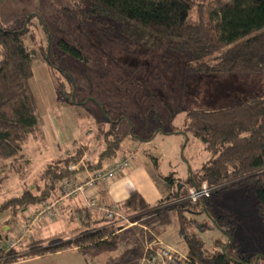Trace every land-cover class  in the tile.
Wrapping results in <instances>:
<instances>
[{"label": "rangeland", "instance_id": "1", "mask_svg": "<svg viewBox=\"0 0 264 264\" xmlns=\"http://www.w3.org/2000/svg\"><path fill=\"white\" fill-rule=\"evenodd\" d=\"M204 2L198 0L200 5ZM89 3V0H0V25L3 29L15 31L29 26L36 35L37 46L27 43L34 52L36 63L46 62L45 51L54 55L52 60H55V55H61L59 52H65L58 62L64 73L56 70L58 78L65 83L67 94H70L68 97L62 95V102L56 106L58 96L54 97V84L48 80L46 85L38 82L31 86L35 76L31 78L42 135L37 139L30 137L25 143L24 152L28 158L32 157L28 174L25 177L10 174L0 189V201L21 193L25 184H33L49 163L47 159L51 156L48 154L59 153L64 142L82 143L90 138L89 152L96 155L103 142H97L92 131L96 132L99 126L109 127L101 106L113 119L123 118L116 132H134L140 139L127 137L128 144L123 147L126 150L131 144L138 149L136 164L147 166L156 184H167L171 181L169 177H173L177 188L190 170L202 167L212 158L200 138L183 131L186 114L193 110L213 111L264 100V73L249 76L217 72L179 50L155 48L145 36L122 31L120 22L87 14ZM188 19L192 24L200 22L197 6L190 9ZM60 40L72 43L79 51L65 49ZM41 73L47 76V69L42 68ZM52 100L55 104L52 103L51 108L49 103ZM44 110L47 113L56 111V115L52 112L49 116L43 114ZM146 138L150 142L148 146L142 144ZM213 191L210 212L222 227L215 225L204 212L197 219L209 227L193 229L203 240L206 251L214 252V241L218 238L226 241L229 238L226 229H232L231 238L235 244L249 255L264 257V218L257 211L252 186L241 183L222 188L212 195ZM138 215L131 217L137 219ZM1 218L4 216L0 217L2 221ZM16 219L18 234H21V226H28L31 221H27L24 214H19ZM41 219L30 227L31 232L23 243L11 249L8 243L6 249L20 251L27 247L31 235L37 233L35 229L44 221ZM60 221L59 218L52 223ZM60 223L64 225V220ZM178 223L177 212L172 211L169 227L174 230L179 245L184 240L178 231ZM128 240L124 233L115 239L113 246L92 245L103 247L104 257L102 261H96L89 250V258L93 264L119 261L129 248ZM112 247L115 248L110 249ZM177 248L180 249L179 246ZM181 249L186 250L184 244ZM128 259V264L135 261L134 256L125 258Z\"/></svg>", "mask_w": 264, "mask_h": 264}, {"label": "trees", "instance_id": "2", "mask_svg": "<svg viewBox=\"0 0 264 264\" xmlns=\"http://www.w3.org/2000/svg\"><path fill=\"white\" fill-rule=\"evenodd\" d=\"M89 1L87 14L118 21L122 31L129 35L145 36L155 48L179 50L217 72L249 76L264 73V0H205L203 5L198 4V0ZM194 6H197L200 16L197 24L190 23L188 19L189 11ZM28 42L38 45L37 37L29 26L8 31L0 25V189L10 174L21 177L28 174L29 158L24 152V145L30 137L37 139L42 135L41 117L30 86L34 52L29 49ZM60 42L65 49L79 51L72 43ZM59 53L62 56L65 54ZM43 54L57 91V106L62 102V95H70L57 75V70H61L58 65L61 55H55V60H52L54 55L47 51ZM101 108L109 127L99 126L96 132L92 131L93 138L103 142L98 153L92 155L89 152L91 139L87 138L71 154L52 159L33 184H25L21 193L0 201V213L8 212L13 216L9 222L16 224L17 216L24 210L39 206L42 200L54 199L58 183L73 174L68 169L70 163L78 162L84 154L90 153L88 168L98 169L104 162L126 151L123 148L125 138L138 139L134 132H116L123 118L113 119L103 106ZM183 131L200 138L212 158L202 167L189 171L179 194L185 196L191 187L203 183L216 187L212 195L222 188L245 183L252 186L257 211L264 218V100L213 111H189L185 116ZM143 141H148V138ZM132 148L123 155L130 153ZM169 178L173 184V177ZM178 196L174 192L155 204H149L134 190L128 198L111 207L127 215L154 212L162 223H168L170 213L176 211L180 234L194 264H264V257L260 256L256 261L255 255H249L234 242L229 243L232 229H226L229 237L226 241L216 239L215 251L207 252L203 240L193 229L209 227L203 226L204 221L197 219L204 212L214 220L215 225L222 227L210 212L212 197L191 203L187 200L178 202ZM104 220L107 221L101 218L99 222ZM124 226L109 224L77 235L73 230V237L67 240L64 234H58L31 243L30 246L36 248L25 253L7 250L0 228V264H14L33 256L74 247H110L115 244V232ZM54 238L60 239V242L40 247Z\"/></svg>", "mask_w": 264, "mask_h": 264}, {"label": "crops", "instance_id": "3", "mask_svg": "<svg viewBox=\"0 0 264 264\" xmlns=\"http://www.w3.org/2000/svg\"><path fill=\"white\" fill-rule=\"evenodd\" d=\"M42 68L47 69V76H49L48 79L46 75L44 76L41 73ZM34 76L35 78L31 81V86L33 83H38V82L45 83L46 85L47 83H49V81H51L53 84V80L50 75L48 66L46 62L44 61H38L37 63L34 61L33 77ZM55 96H57V91H55L54 97ZM54 102L55 101L52 100L49 104H52ZM54 104H52L51 108L53 107ZM50 112L52 111L49 110L47 113V111L44 110L43 114L47 113V115L49 116L51 114ZM52 113L53 115H56L54 114L56 112L53 111ZM54 133L56 136L57 134L55 131ZM125 141H124V146L125 144H128L127 140ZM73 142H64L63 145L61 146V149H60L61 151L59 153H56L54 155L53 153L55 152L48 154V156H51L50 159H47L49 160L48 162H50L54 158L68 154V151L70 150V144ZM142 144L144 146H148L150 142L143 141ZM129 148H132L131 144L128 145V147L126 148V152L127 150H129ZM137 154L138 152H136L132 160L131 166L128 169L123 171L112 182L106 183V184L105 183L99 184L94 189V191L90 193V195L96 198L100 204H103L109 207L128 198L130 193L134 190L140 193L149 204H155L159 200L170 196L174 192H177V195H179L180 188L185 186L183 181H181L178 184L177 188H175L174 184H171L170 182L167 184L164 183L163 185H159L158 182L157 184L154 183L153 174L151 170H149L147 166L143 167L142 164H136ZM121 155H123V153L119 154V156ZM29 159L32 160V157ZM84 176H85L84 173L76 174L77 178H84ZM37 209H38V206L32 207L29 210H24L22 214H24L25 217L27 216V221H29L35 215V212ZM3 216L4 218H1L2 221L0 220V228L2 229L5 240L7 241L5 243V246H7L8 242L12 240L16 234L20 233L19 232L20 230H17L16 224L9 222L11 220L10 213L3 212L0 214V217H3ZM138 216L139 217L137 219L136 218L133 219L134 220L133 222L135 224L133 223L132 225L124 226L115 232L116 238L121 234H124V233L127 234L129 238V240L127 241V245H129V248L125 250V252L123 253V256L121 257V259H119V261L110 260L112 261L111 264H114V263L128 264L130 260L129 259L125 260V258L131 257V256L135 257V261L130 264H137L140 256L143 254L146 243L152 238V236L159 237L168 246L176 250H180V251L188 250L187 244L184 239H183L184 243H180L179 245L176 243V239L174 236L175 233H174V230L169 227V222L162 223L159 219L156 220L154 218L155 216L157 217L156 213L144 212ZM101 217L102 215L97 209L89 208L87 206L86 201L84 200L83 196H77V197H71V198L64 199V201L60 204L58 216L54 219L44 218L43 219L44 221H47V220H50V221H48V223L44 221L42 223H39V227L35 229L37 233L35 235L33 234L31 235L32 237H31L30 242H28L29 243L28 246L25 248H22V250L20 251L15 250V252L25 253V252L34 250L36 247L30 246L31 243L35 241L43 240L46 238H51L58 234H64L66 238L65 240H67L73 237L72 236L74 235L72 234L73 230H76L75 235H77V234H83L84 232L99 229L101 227H104L105 225H109V222L105 220L102 222H99ZM59 218L61 219V221L64 220V225H61L60 223L61 221L58 223H52L53 221ZM40 220H38L37 222H39ZM37 222L35 224H37ZM21 227H25V226L22 225ZM136 228H139V229L137 230ZM66 229H69V230H66ZM179 229H180V226L178 223V231L180 233ZM30 232H31V229L26 233L21 243H23L25 238L28 237V234ZM49 241L50 240L46 241V243L42 244L40 247L52 246L60 242V240L55 239V238L53 240L51 239V241L53 242L50 243ZM47 243H50L51 245H48ZM183 244L185 245L186 250L181 249ZM178 246L180 249L177 248ZM101 248L103 247L92 246V247H88L84 249L74 247V248H69L65 250H59V251L45 254V255L33 256L31 258L17 261L14 264H93V261L91 258H89L88 253L89 252L92 253L91 256L94 260L102 261V258L104 257V255H103V249ZM113 248L115 247H112L110 249H113Z\"/></svg>", "mask_w": 264, "mask_h": 264}, {"label": "built area", "instance_id": "4", "mask_svg": "<svg viewBox=\"0 0 264 264\" xmlns=\"http://www.w3.org/2000/svg\"><path fill=\"white\" fill-rule=\"evenodd\" d=\"M78 145L77 141L70 144L71 154L74 148ZM138 149H131V152L126 155H121L111 161L104 162L101 167L95 170L88 168V162L91 156L86 153L78 162L69 164L68 169L73 173L70 176L62 179L58 183L57 195L54 199L42 200L35 212V215L30 219V224L23 227L21 234H16L10 240L8 248H14L29 231L30 227L34 225L41 218L54 219L57 217L60 204L64 199L83 196L89 208L97 209L102 217L106 219L109 224H124L125 226L132 225L134 222L131 215L103 204L90 195L91 192L103 183H110L118 177L123 171L131 166L132 160ZM84 173V178H77L76 174ZM216 187H211L207 183L200 186L191 187L188 193L183 196H178L177 201L187 200L191 203L198 202L199 199L209 198L211 192ZM136 221V220H135ZM135 224V223H134ZM137 264H194L189 257V252L176 250L168 246L162 239L152 236L146 243L143 254L140 256Z\"/></svg>", "mask_w": 264, "mask_h": 264}, {"label": "water", "instance_id": "5", "mask_svg": "<svg viewBox=\"0 0 264 264\" xmlns=\"http://www.w3.org/2000/svg\"><path fill=\"white\" fill-rule=\"evenodd\" d=\"M233 241H232V238L230 237V241H229V243H232ZM258 260V257H257V259H256V261Z\"/></svg>", "mask_w": 264, "mask_h": 264}]
</instances>
